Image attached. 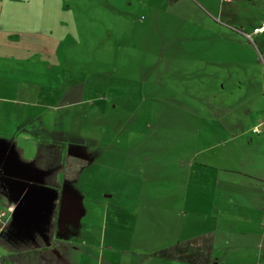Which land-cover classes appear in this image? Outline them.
I'll return each instance as SVG.
<instances>
[{"label":"rangeland","instance_id":"1","mask_svg":"<svg viewBox=\"0 0 264 264\" xmlns=\"http://www.w3.org/2000/svg\"><path fill=\"white\" fill-rule=\"evenodd\" d=\"M68 2L74 28L51 35L63 45L62 76L46 81L36 72L23 82L38 94L26 99L30 105L24 120L31 122L27 134L20 132L57 141L62 157L85 160L76 183L80 188L95 187L107 203L123 207L142 195L144 207L159 204L167 219L176 209L179 224L182 212L188 216L192 207H203L202 199H212L209 190L194 195L190 184L192 166L197 177L201 172L187 158L201 148L193 143H217L216 126L234 122L256 142L255 148H264V141L251 133L259 118L264 120V30L246 38L264 23V1ZM29 54L47 66L52 58L39 51ZM233 74L235 82L229 76ZM56 92L57 98L50 96ZM0 95L2 123L8 122L3 113L8 107L17 110L12 115L16 122L24 121L15 104L22 99L9 89ZM253 131L263 133L264 126ZM5 209L0 203V211ZM135 217L130 213L125 220L131 224L107 231L135 233L130 220ZM175 219L170 217L172 223ZM164 227L162 238L170 235V226Z\"/></svg>","mask_w":264,"mask_h":264},{"label":"crops","instance_id":"2","mask_svg":"<svg viewBox=\"0 0 264 264\" xmlns=\"http://www.w3.org/2000/svg\"><path fill=\"white\" fill-rule=\"evenodd\" d=\"M68 6V0H0V94L9 89L22 99L15 104L24 113L23 120L30 105L26 99L38 94L24 88L23 82L32 79L36 72H41L46 81L62 76L59 51L63 45L51 35L66 34L74 28ZM34 51L52 56L48 66L41 58L29 57ZM229 76L233 82L237 80L234 74ZM251 77L248 76L250 80ZM57 95L58 92L50 94L55 98ZM2 102L0 95V106ZM3 113L6 124L2 123L0 107V195L6 199L5 203L0 201L6 208L0 211L3 263L179 264L149 255L177 241L212 232V264H264V148H255L256 142L248 138L249 134L246 136L244 128L236 127L238 123L216 126L219 141L211 146L200 141L193 143L201 148L187 158L199 165L201 172L197 177L192 166L190 173L195 176L190 184L194 195L209 190L212 199H202L203 207H192L188 216L182 212L178 224L176 209L169 211L167 219V214L160 215L159 204L144 207V202H139L142 195L137 197V203L125 202L123 207L107 203L103 199L106 197L96 194L95 187L80 188L76 183L87 164L74 181L66 182L69 186L62 185L64 157L57 149L59 142L28 138L20 131L26 129L31 119L16 122L14 113L18 112L10 107ZM261 121L264 120L259 118L251 133L264 141V131H253L264 126ZM130 213L136 216L130 219L135 221L136 232L112 234L113 227L131 224L125 220ZM169 216L176 218L175 223ZM163 226H170V235L164 238Z\"/></svg>","mask_w":264,"mask_h":264},{"label":"trees","instance_id":"3","mask_svg":"<svg viewBox=\"0 0 264 264\" xmlns=\"http://www.w3.org/2000/svg\"><path fill=\"white\" fill-rule=\"evenodd\" d=\"M177 1L167 0V4H173ZM263 25L264 23L261 26ZM86 164L87 162L83 159L65 155L61 170L62 182L74 181L79 171ZM213 239L214 235L212 232L203 233L196 237L177 241L173 245L162 248L149 256L179 264H212Z\"/></svg>","mask_w":264,"mask_h":264},{"label":"built area","instance_id":"4","mask_svg":"<svg viewBox=\"0 0 264 264\" xmlns=\"http://www.w3.org/2000/svg\"><path fill=\"white\" fill-rule=\"evenodd\" d=\"M222 3H229L231 0H220ZM262 30H264V25L261 26L260 28H255L252 30V32L246 36V38H248L250 35H256L258 33H260ZM255 133H257V131H254ZM9 210H13V207L12 206H9L8 207ZM2 216V214H0V217ZM0 264H5L3 262L0 261ZM7 264H21V263H18V262H12V263H7Z\"/></svg>","mask_w":264,"mask_h":264}]
</instances>
